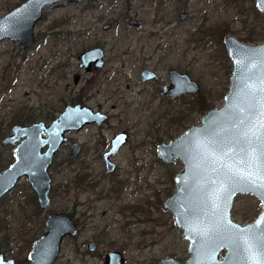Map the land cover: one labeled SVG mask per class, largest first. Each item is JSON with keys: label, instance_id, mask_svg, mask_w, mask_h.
Segmentation results:
<instances>
[{"label": "rangeland", "instance_id": "1", "mask_svg": "<svg viewBox=\"0 0 264 264\" xmlns=\"http://www.w3.org/2000/svg\"><path fill=\"white\" fill-rule=\"evenodd\" d=\"M23 1L0 0V16ZM238 4L234 0L62 2L43 10L34 27L35 41L27 50L10 41L0 43V134L13 123L49 124L65 105H84L108 116L100 127L68 134V144L60 148L48 171L51 204L44 214L36 213L29 199L19 195L8 207H0L1 227L7 224L10 231L0 234V253L6 259L28 264L31 243L45 232L48 213H67L78 224L77 235L63 240L54 264H103L110 251L122 253L126 264L188 257V242L163 209V201L175 192L173 176L183 166L178 160L162 163L156 149L197 125L207 111L222 106L232 71L223 45L226 36L251 46L264 44V16L256 11L255 0ZM181 13L188 15L184 21L179 20ZM130 20L138 25H129ZM106 25L108 30L103 29ZM215 26L230 34L212 35ZM93 48L103 50L105 65L85 75L77 57ZM143 68L161 78L169 70L187 73L199 92L169 102L157 94L167 81H137ZM74 75L80 76L76 85ZM202 101L209 110L203 111ZM122 130L128 131L130 141L114 157L117 171L107 174L100 155L113 134ZM72 142L82 148L77 160L69 157ZM78 177L85 178L79 186ZM121 180L127 182L124 192ZM111 188L120 190L117 198L110 195ZM259 210L258 200L238 195L231 218L246 225ZM89 241L97 245L95 253L88 252Z\"/></svg>", "mask_w": 264, "mask_h": 264}, {"label": "water", "instance_id": "2", "mask_svg": "<svg viewBox=\"0 0 264 264\" xmlns=\"http://www.w3.org/2000/svg\"><path fill=\"white\" fill-rule=\"evenodd\" d=\"M75 0H26L0 16V43L10 41L27 50L35 41L34 27L41 20L43 10L62 2ZM92 2L96 0H90ZM255 9L264 16V0H255ZM182 13L179 20L186 19ZM136 22H131L135 25ZM107 29V27H104ZM223 45L232 64L229 87L219 109L205 113L197 125L185 130L168 144H160L156 153L160 161L169 164L180 161L183 168L173 176L175 192L163 201L174 225L188 242L190 257H167L157 264H264L253 252L254 232H264V188L255 137L251 133L264 120V44H244L233 36H226ZM103 51L100 48L81 53L79 68L89 73L91 66L102 68ZM238 65L240 67L238 68ZM142 79H155L149 70L142 71ZM75 76V82H77ZM145 82V81H142ZM161 94L169 93L176 99L195 95L199 86L186 74L171 71L169 86ZM106 121L104 114L82 105H69L48 125L36 122L28 126H14L12 136L4 143L19 142L14 150L15 162L0 174V197L9 191L21 177H25L37 195L40 210L50 206L51 179L48 168L60 148L67 142L66 134L79 132L84 126H100ZM249 134L252 143L249 144ZM126 134H116L111 150L104 156L106 171L112 172L109 161L127 141ZM45 149L44 151H42ZM255 149V151H254ZM78 154V144L71 145V157ZM191 165V166H190ZM243 177L244 179H241ZM238 195H249L258 200L260 212L256 220L239 225L231 218L233 200ZM45 232L31 243L27 254L28 264H54L60 254L61 244L67 237H74L77 228L67 213H52L44 221ZM250 230H253L250 232ZM226 255L221 260L220 252ZM89 253L96 245L89 242ZM122 253L110 251L104 255L103 264H124ZM0 264H16L0 253Z\"/></svg>", "mask_w": 264, "mask_h": 264}, {"label": "flooded vegetation", "instance_id": "3", "mask_svg": "<svg viewBox=\"0 0 264 264\" xmlns=\"http://www.w3.org/2000/svg\"><path fill=\"white\" fill-rule=\"evenodd\" d=\"M26 1V0H25ZM97 1V0H96ZM24 2V1H23ZM20 5V4H19ZM182 14V13H181ZM187 17H188V15H187ZM186 17V18H187ZM179 18H180V16H179ZM134 20H130L129 21V25H131V22H133ZM184 21V20H183ZM136 22V21H135ZM138 25V23L136 22V24L135 25H132V26H134V27H136ZM104 27H107V29H105ZM103 27V29L104 30H108L109 28H110V25H106V26H104ZM94 49V48H93ZM101 49V48H100ZM102 50V49H101ZM88 51V50H87ZM103 51V50H102ZM85 52V51H84ZM83 53V52H82ZM103 54H104V52H103ZM103 61H104V65H105V54H104V56H103ZM104 65H103V67L102 68H96L94 65H92L91 67V70H90V72L89 73H86L85 72V70L84 69H82V68H80L81 70H83L84 71V74L85 75H88V74H95V73H97V71H99V69H103L104 68ZM79 66V65H78ZM144 69H147V68H143V69H141V71H140V78H138L137 79V81H141V83H145V82H150V81H152V82H155V81H167V84L165 83V84H163L161 87V90L159 91V93L157 92V94H158V97H162V98H165V99H167L169 102H172V101H176L178 98H176V99H171L170 98V96H169V93L167 92V93H164V94H161L162 93V91H163V89H164V87H166V91L168 90L167 88H168V86H169V76H170V72L171 71H174V70H169V72H168V74H167V76L165 77V78H161V77H158L154 72H152V71H150L149 69H147V70H149L151 73H154L155 75H156V78L155 79H147V80H143L142 79V71L144 70ZM176 72H178V71H176ZM184 74H186L187 76H188V74L187 73H184ZM75 76H77L78 78H77V82H75ZM80 80V76L79 75H74L73 76V83L76 85L77 83H78V81ZM130 81V80H129ZM142 81H145V82H142ZM75 105H80V104H75ZM67 106H69V105H65L63 108H62V110L58 113V116H59V114L60 113H62L63 112V110L67 107ZM82 106H84V105H82ZM92 109V108H91ZM93 110V109H92ZM94 111V110H93ZM94 112H98V113H101V114H104V113H102L101 111H94ZM105 116H106V121L104 122V123H102L100 126H102L103 124H105L107 121H108V116L106 115V114H104ZM57 116V117H58ZM57 117H55V118H53L52 119V121L54 120V119H56ZM41 122V121H40ZM34 122H31V123H29V124H14L13 123V125L9 128V130L7 131V132H5V133H3V134H0V174L1 173H3L5 170H7L8 169V167L9 166H11L14 162H15V158H14V150L18 147V143L19 142H14L13 144H11V143H4L5 141H6V139H8L9 137H11L12 136V133H11V130H12V128L14 127V126H21V127H24V126H28V125H30V124H33ZM36 123V122H35ZM46 124V123H45ZM46 125H48V124H46ZM94 125V124H93ZM89 126H92V125H87V126H84L81 130H83L84 128H86V127H89ZM94 126H96V125H94ZM100 126H97V127H100ZM80 130V131H81ZM79 131V132H80ZM72 133V132H71ZM121 133H125L127 136H126V139H127V141H126V143L124 144V145H122L119 149H118V151L113 155V156H111V157H109V161L114 165V169H113V171L112 172H107L106 171V173L107 174H113V173H115L116 171H117V165L114 163V157L120 152V150H121V148H123L124 146H126L127 145V143L130 141V134L128 133V131H125V130H122V131H120V132H115L114 134H113V137L111 138V140L109 141V144L106 146V149L103 151V153L100 155V158H99V160L101 161V163H103V165H104V167H105V170H106V161H105V158H104V156H105V154L107 153V152H109L110 150H111V146H112V140L114 139V136L116 135V134H121ZM68 134H70V133H68ZM68 134H66L65 135V137L67 138V142L65 143V144H68V141H69V139H68ZM73 143H77V142H72V143H70L69 144V151H70V153H69V157H70V159H73V160H77L78 159V157H79V155H80V157H82V155H83V153H82V148H81V146L78 144V154H77V156L75 157V158H72L70 155H71V145L73 144ZM64 144V145H65ZM63 145V146H64ZM45 149H43L42 151H44ZM53 163V162H52ZM51 167V166H50ZM49 167V168H50ZM49 168H48V171H49ZM48 174H49V172H48ZM49 178L51 179V176H50V174H49ZM82 182L84 183L85 182V178H83V177H78L77 179H76V184L79 186V185H81L82 184ZM126 181H123V180H121L120 182H119V186H120V190H122V191H120V190H116L115 188H111L110 190H109V192H110V195H112V196H114V198H117V196H119L117 193H119V191L120 192H124V189H125V187H126ZM23 186H25V188H23ZM113 186V185H112ZM27 192L29 193V195H27ZM51 192H52V179H51V188H50V193H49V199H50V204H51ZM17 195H19V196H21L22 198H23V200H26L27 198L29 199V204L31 205V207H34L35 208V212L36 213H45L46 211H47V209L49 208H47L46 210H44V211H42V210H40V208H39V205H38V202H37V195L32 191V189L30 188V186H29V184H28V182H27V179L25 178V177H21L19 180H18V182L9 190V191H7L5 194H3L1 197H0V207L3 205V206H5V207H8L9 205V203H12V199L11 198H13V197H16ZM259 212H260V210H259ZM259 212H258V214L256 215V217H255V219L253 220V221H251L250 223H252V222H254L255 220H256V218L258 217V215H259ZM50 214H52V213H48L47 214V216L48 215H50ZM69 215V214H68ZM46 216V217H47ZM70 216V215H69ZM71 218H72V220L74 221V223H75V225H76V228H77V233H78V224L75 222V220L73 219V217L72 216H70ZM9 218V216L8 215H5V217H4V220H5V222L6 221H8L7 219ZM3 220V219H2ZM2 220L0 219V234H4L3 232L4 231H6L7 230V232L8 233H6V235L7 234H10V231H9V228H8V225L6 224V226H2L1 227V224H2ZM45 221V220H44ZM43 226H44V223H43ZM7 228V229H6ZM77 235V234H76ZM9 237H11V235L9 236ZM89 242H93V241H89ZM88 242V243H89ZM88 243H87V245H88ZM93 243H95V242H93ZM96 245V244H95ZM187 248H188V246H187ZM96 250H97V245H96ZM96 250H95V252H96ZM94 252V253H95ZM188 253V252H187ZM226 255V250L225 249H223L221 252H220V259L222 260L223 258H224V256ZM59 257V256H58ZM188 257H190V255L188 254ZM6 258V257H5ZM103 258H104V256H103ZM177 258V257H176ZM125 259V258H124ZM15 261V260H14ZM16 262V261H15ZM16 264H18L17 262H16ZM124 264H126V260H125V263Z\"/></svg>", "mask_w": 264, "mask_h": 264}, {"label": "snow or ice", "instance_id": "4", "mask_svg": "<svg viewBox=\"0 0 264 264\" xmlns=\"http://www.w3.org/2000/svg\"><path fill=\"white\" fill-rule=\"evenodd\" d=\"M264 51V50H262ZM262 65H264V60L261 61ZM240 65H238V68ZM261 91H264V88L261 89ZM245 136H248V143L251 144L253 141L251 139V136L255 137V141L257 142V148L259 150V158H264V120H262L261 124L256 127V129L251 133V136L249 134H245ZM255 151V149H254ZM191 166V165H190ZM260 180L261 183L255 184V187L257 188H264V165H261L260 167ZM241 179H244L241 177ZM253 230H250L252 232ZM254 243L251 245V248L256 256L260 257L262 261H264V232H254ZM243 264H247V257L245 258V261Z\"/></svg>", "mask_w": 264, "mask_h": 264}, {"label": "trees", "instance_id": "5", "mask_svg": "<svg viewBox=\"0 0 264 264\" xmlns=\"http://www.w3.org/2000/svg\"><path fill=\"white\" fill-rule=\"evenodd\" d=\"M234 3L235 4H238L239 3V0H234ZM238 6H239V4H238ZM11 11V10H10ZM256 15H258L257 13H256ZM259 16V15H258ZM213 32L215 33V34H218L221 38H223V37H225L226 35H229L230 34V31L227 29V28H225V27H223V26H215V27H213V28H211V31H210V33L213 35ZM214 34V35H215ZM251 39H244V41H246V42H248V41H250ZM201 108H203V111H207V110H209V107H208V105L204 102V101H202L201 102ZM7 229V228H6ZM3 233H8L7 232V230L6 231H4Z\"/></svg>", "mask_w": 264, "mask_h": 264}]
</instances>
